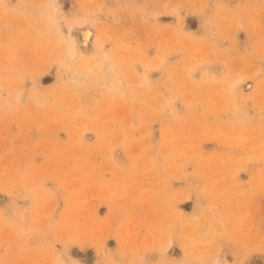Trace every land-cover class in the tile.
<instances>
[{"label":"rangeland","instance_id":"rangeland-1","mask_svg":"<svg viewBox=\"0 0 264 264\" xmlns=\"http://www.w3.org/2000/svg\"><path fill=\"white\" fill-rule=\"evenodd\" d=\"M0 264H264V0H0Z\"/></svg>","mask_w":264,"mask_h":264},{"label":"bare ground","instance_id":"bare-ground-1","mask_svg":"<svg viewBox=\"0 0 264 264\" xmlns=\"http://www.w3.org/2000/svg\"><path fill=\"white\" fill-rule=\"evenodd\" d=\"M90 30L89 29H83L80 33V44L84 47H86V43L90 37ZM74 43V41H73ZM86 44V45H85ZM73 54V53H72ZM111 68V67H110ZM110 68H106V67H103L102 69V72H101V76L99 78V80L102 82V83H105V84H108V81L110 80V77H111V72H110ZM70 71V74H74V70L73 69H69Z\"/></svg>","mask_w":264,"mask_h":264}]
</instances>
